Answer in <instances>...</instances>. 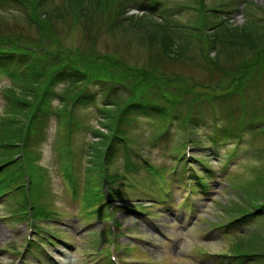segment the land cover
<instances>
[{"label": "rangeland", "instance_id": "obj_1", "mask_svg": "<svg viewBox=\"0 0 264 264\" xmlns=\"http://www.w3.org/2000/svg\"><path fill=\"white\" fill-rule=\"evenodd\" d=\"M113 1L116 0H75L79 7L75 6L74 10H79L81 7L84 10H94L96 7L97 13H101L99 15L101 19L88 21V17L82 13L83 19L77 21L73 18V13L69 14L66 21L60 19L55 28H50V33L55 35L51 40H60L68 49L81 46V50L86 54L93 49L92 47H97L109 56H115L135 68L139 66L150 71L155 69L170 72L172 75L179 74L178 82L187 85L183 88L189 89L190 92L188 96L187 94L182 96L184 99L176 108V119L169 128V135L160 139H156L155 135L165 126L170 125L168 119L147 109L137 110L134 107L129 109L136 120H133L127 130L128 137L134 144L133 148L137 151L141 150L149 162L162 175L168 177L169 182L166 187L170 191L182 192V194H177V200L173 198L172 203L167 204L164 201L156 203L154 199L160 195V192L153 181L155 180L153 175L147 171L144 173L142 169L139 172L128 173L127 183L120 182L115 186L124 193L120 200L138 207L140 203L153 199L151 202L154 205L150 212L151 216L158 218V221L155 220L156 223L153 224L157 227L155 230L157 232L145 226L146 223L142 221V218L146 216L138 218L139 224L136 225L137 218L132 212L119 211L117 217L125 220L128 226L136 230L135 234L142 236L146 241H130L139 246H134L130 251L115 253L121 256L122 260L132 257L140 258L142 262L139 264H264V259L253 262L247 260L246 263H241L230 261L223 255L226 252H235V246L240 237L248 238L251 234L264 236V201L257 202L264 197V129L256 125L264 122V78L256 77L255 70L253 77L251 75L250 78L245 79L246 82L240 88L241 91L225 96L227 93L224 91L230 90L229 86H234L231 84L234 79L222 69L210 66V55L214 56V51L208 52L206 44L196 37L208 33V27L222 19L229 20V23L235 25L255 23L258 26H264V0H159L160 4L149 10L128 8L127 5L126 14H123L121 18L127 17V19L122 22V27L118 30L111 26L113 19L110 13ZM68 2L69 0H49L46 3L47 10L59 13L62 6H67ZM12 6L10 0L4 7V12H0V34L13 35L14 33L19 34L18 36H26V42L37 40L39 31L25 21L26 18L22 12L11 8ZM163 7L171 14L173 11L176 12L174 20L187 26L185 30L179 29L177 32L189 37L188 40L191 43L189 53L193 55L192 59L175 61L171 57L173 53L163 55L156 45L149 42L148 34L155 29V26L149 25L150 23H140L139 19L145 14H152V18L161 20L158 11ZM106 10L107 14H105ZM131 17H134L136 21H131ZM132 23L134 24L131 25ZM261 31L264 32V27ZM57 46L53 45L55 49ZM205 55L209 57L206 58ZM220 60L228 61L224 54ZM14 65L13 62H9L10 67ZM10 83L8 77L0 72V90ZM69 84L70 80H61L56 83V89L61 92ZM93 90L99 92L100 86L94 87ZM113 96L116 98V94ZM198 96H209L211 102H199L198 99L195 100ZM156 97L153 94L149 99L159 100ZM103 101L102 96L100 100H95V103L102 105ZM51 103L55 107L59 104V99ZM3 107L4 97L0 91V114L3 112ZM96 110V105L91 103L83 107L78 106L74 111L75 119L79 122L76 127L74 126L72 141L77 156L76 176L81 182L82 192L87 187L85 164L88 158L87 142L91 138L88 127L95 125L98 129L104 130L99 125L101 116ZM189 114L197 117L195 122L198 124L190 128L193 133L200 136V142H194L193 147L190 148V160L202 171L206 164L215 170L213 177L208 181L211 187L209 191L204 193L201 189L195 190L196 211L189 210L187 206H178L179 199H182L183 195L184 199L186 198L187 187L184 180H182L183 185L178 189L175 185H168L171 179H176L175 176L172 177V171L175 170L172 168L176 167L177 156L182 153L184 138L189 131L188 126L181 122V119ZM64 121L60 122L58 118L51 116L47 118L44 125L38 126L39 137L30 141V152L39 156L36 163L42 167V174H44V177H40L41 186L47 193L41 202L45 203L48 209L55 210V216L64 221V224L53 222L46 224V228L56 230L69 241L68 244L72 247L69 245L61 247L68 249L64 258L70 261L69 264H87L96 256L94 251L102 247H110V243H100L103 237L101 231L108 228L110 222H97L96 226L88 224L84 219L89 217H85L83 213L78 216L82 192L77 196L78 198L76 197L78 200L74 201L67 197V194L65 196L63 179L60 178L58 166L62 163L57 158V147H65L67 128ZM217 125L219 128L216 127ZM226 131L229 132V136L224 134ZM216 132L221 134L223 141L214 142L212 136ZM239 135H242L241 138ZM235 146L237 151L231 156L230 150L232 152ZM171 150L176 153V158H172ZM65 154V161L61 168L71 173L72 164ZM193 155L203 159L204 163L194 159ZM128 158L132 162L139 163L136 158L129 157L125 151H121L113 162V172H122ZM141 183L147 188L140 186ZM194 184H196L195 181ZM248 199L258 205L263 204L253 216L246 220L247 223L243 224L244 226L241 224L235 229L233 226H228L227 222L233 217L227 210L229 208L243 210V206L249 203ZM249 207L253 209L255 206ZM0 222V247L5 248L7 245L17 247L10 253L0 250V264H12V255L23 249L26 234L19 224L2 220ZM159 223L162 225L160 228ZM160 229L162 234H159ZM126 241L119 242L126 245L129 242ZM81 251L89 252V255L82 256ZM40 256H29L27 252V258L33 264H39L45 260L42 255ZM48 264L52 263L48 262Z\"/></svg>", "mask_w": 264, "mask_h": 264}, {"label": "trees", "instance_id": "obj_2", "mask_svg": "<svg viewBox=\"0 0 264 264\" xmlns=\"http://www.w3.org/2000/svg\"><path fill=\"white\" fill-rule=\"evenodd\" d=\"M9 1L0 0V12H4V7ZM11 1L13 5L11 8L22 12L26 18L25 21L39 31V38L32 42H26V36H18L19 34L14 33H12L13 35L0 34V72L12 74L14 75L12 77L17 79L3 88L7 104L4 109L6 123H0V164L10 166L12 170L15 168L12 166L13 164L16 167L19 166L18 169L20 170L17 175L22 176L25 172L24 158L30 165L31 162H34L32 160L35 157L34 153L30 152L32 137L30 139L29 137L34 132L35 124L38 122L36 115L41 112L42 106L52 99L53 87L57 82L70 80L69 86L63 93H59V96L62 100L61 113L65 117L69 111L68 107L73 103L69 118L71 133L74 126L76 127L79 122L75 119L74 112L78 106L77 102H82L78 100L83 95L93 92L90 86L99 84L107 92V102H104L103 108L100 109L104 118L100 124L107 131L104 132L96 126L91 129L92 137H99V139L89 142L88 152L94 157L95 162H103V165L98 164L99 173L96 174L97 179L93 182L97 192L103 194V182L101 184V181L104 178L114 184L115 180L121 177L120 174L113 172L111 164L116 157L114 153L116 152V141L125 137L123 129L130 121L131 110L129 109L143 104L150 107L148 109L155 110L168 118V114L173 116L174 113H177L176 108L184 99L182 96L190 94L189 89L183 88L187 85L178 82L179 74L172 75L170 72L155 69L150 71L139 66L135 68L115 58V56H109L97 47H92L93 49L86 54L81 50V46L68 49L60 40H51L55 35L51 34L50 30L56 27L60 19L66 21L69 14L73 13V18L77 21L83 19L82 13L88 17V21L101 19L99 16L101 13H97L96 7L94 10H84L82 7L79 10H74L75 6L76 8L79 6L75 0H69L67 6H62L59 13H52L50 9L47 10L46 3L49 0ZM137 1L139 0L113 1L110 13L111 19H113L111 23L113 29H121L122 22L127 19V17L121 19L123 14H126L127 5L130 8ZM143 1L151 7L160 4L159 0ZM158 13L161 15V20L152 18V14H145L139 19L140 23H150L149 25L155 26V29L148 34L149 42L156 45L163 55L173 53L171 57L175 61L192 59L193 55L189 53V47H191L189 37L177 32L179 29L185 30L187 26L174 20L176 15L174 11L171 14L163 7ZM105 14H107V10ZM130 20L136 21L134 17H131ZM252 24L235 25L229 23V20L222 19L208 27V33L196 36L199 41L206 44L208 52L214 51L215 55H210V66L222 69L234 79L231 83L234 86H229L231 89L224 91L227 93L225 96L241 91L240 88L245 85V79L250 78L251 75L253 77L255 70L258 74L261 73L260 76L256 73V77L264 78V32L261 31L264 26ZM53 45L58 46L55 49ZM222 54L227 57L228 61L220 60ZM231 56L237 59L231 58ZM205 57L208 58L209 56L205 55ZM15 58L17 62L26 65L25 72L19 77L9 66V62ZM118 92L121 95H117L118 97L113 100V94ZM93 94L97 97L96 92ZM153 94L159 100L152 101L149 99ZM111 98L113 102L108 101ZM196 99L199 102H211L209 96H198L195 97ZM184 118L192 126L198 124L195 122L196 116L189 114ZM261 128L264 129V122H262ZM122 141L127 146V150L131 145H134L127 143L129 141L128 136ZM196 141L198 142L197 139ZM127 155H129L128 152ZM34 166L35 163H32L31 172L33 173ZM0 174L7 175L8 172L1 171ZM112 194L113 197L118 198L122 192L112 188ZM248 201L249 203L243 206V210L237 211V208H229L227 210L229 215L235 216V214L252 212L254 209H250V205L257 209L263 204L258 205L249 199ZM262 201H264V197L257 202L261 203ZM234 251L235 254H240L243 259H248V261L264 259V236L251 234L248 235V238L240 237Z\"/></svg>", "mask_w": 264, "mask_h": 264}]
</instances>
